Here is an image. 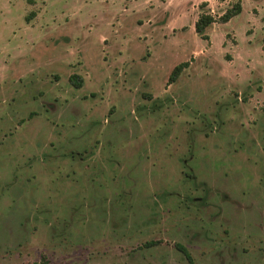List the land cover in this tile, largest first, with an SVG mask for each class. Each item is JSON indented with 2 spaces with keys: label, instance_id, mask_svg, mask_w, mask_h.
Here are the masks:
<instances>
[{
  "label": "rangeland",
  "instance_id": "obj_1",
  "mask_svg": "<svg viewBox=\"0 0 264 264\" xmlns=\"http://www.w3.org/2000/svg\"><path fill=\"white\" fill-rule=\"evenodd\" d=\"M179 245L264 264V0H0V264Z\"/></svg>",
  "mask_w": 264,
  "mask_h": 264
},
{
  "label": "trees",
  "instance_id": "obj_2",
  "mask_svg": "<svg viewBox=\"0 0 264 264\" xmlns=\"http://www.w3.org/2000/svg\"><path fill=\"white\" fill-rule=\"evenodd\" d=\"M242 11L241 3H236L234 6L228 8L221 16L216 17L211 12H203L196 21V31L203 38L208 39L209 35L207 34V29L210 25L215 22L225 23L228 22L231 18L238 15ZM187 65V63H181L177 65L170 76V81H175L178 76L181 74L183 68ZM71 81L74 85L81 87L83 85L84 79L80 74H73L71 76ZM179 248L185 253L188 258L190 264H195L194 260L189 253V251L182 245H179ZM29 264H52L50 259H48L45 255L42 257L41 261H36Z\"/></svg>",
  "mask_w": 264,
  "mask_h": 264
}]
</instances>
